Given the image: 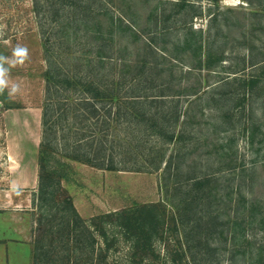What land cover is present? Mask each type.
Wrapping results in <instances>:
<instances>
[{
	"label": "rangeland",
	"instance_id": "obj_1",
	"mask_svg": "<svg viewBox=\"0 0 264 264\" xmlns=\"http://www.w3.org/2000/svg\"><path fill=\"white\" fill-rule=\"evenodd\" d=\"M121 9L134 15L137 28L147 25L150 11L157 9L160 24L174 27L172 33L158 38L160 45H175L187 24L192 23L194 28L203 29L208 45L209 41L216 40L214 48L219 45L225 49L223 64L215 63L211 69L201 66L198 56L189 49L176 51L175 58L173 54L167 57L158 54L150 59L156 58L169 67L162 75L173 79L178 93L187 94L180 96V104L182 109L188 107L187 129L196 137L194 145L199 144L194 148V156L201 165L199 169L215 172L223 189L241 183L259 208L257 218L251 224L247 220L239 231L233 223L231 229L225 228L223 223L227 217L232 219L236 214L232 210L234 205L227 203L228 198L217 201L213 204L211 222L201 233L204 245L189 247L184 236L187 229L175 206L165 197L161 170L105 169L56 154L51 161L59 164L63 174L58 201H64L66 194L72 198L83 222L95 233L97 249L91 256L87 238L83 242L86 247L78 246L74 251L70 245L73 252L69 259L65 258L67 247L58 232H54L61 224L55 220L45 230L43 240L47 244L40 248L44 250L41 261L45 262L41 264H99V250L106 255L102 264H251L260 245L264 248V227L260 222L264 215V123L254 143L244 127L250 124L251 116L264 122V79L253 92L251 102L246 98L244 104L238 105L243 89L241 81L235 78L264 75V0H253V4L241 0L236 7H226L222 0H0V24L7 26L0 39V54L10 56L13 48L22 45L28 48L30 57L25 65L13 68L10 73L21 91L12 97L7 92L0 95V264H35L38 245L43 242L38 239L42 210L35 201L46 88L44 42L51 47L53 56L61 61L78 62L80 65L75 70L85 72L82 51H92L85 41H94V38L73 36L64 45L73 43L78 54H61L58 40L61 24L65 23L63 19L74 13H88L86 18L91 23V15L97 14L96 21L106 28L109 16L120 15ZM99 10L103 13L98 14ZM126 43L129 44L127 55L123 51ZM108 47L112 54L120 49L130 59L143 56L141 44L132 41L129 32L116 35ZM251 58L260 62L251 65ZM114 59L108 57L106 68L99 69L101 73L118 74L121 62ZM243 66L246 68L241 70ZM231 69L238 71L231 72ZM260 138L262 143L258 142ZM155 202L160 204L162 215L157 232L150 225L146 232H134L120 225L117 216L111 217L113 221L105 217L111 211ZM231 230L236 232L234 241Z\"/></svg>",
	"mask_w": 264,
	"mask_h": 264
},
{
	"label": "trees",
	"instance_id": "obj_2",
	"mask_svg": "<svg viewBox=\"0 0 264 264\" xmlns=\"http://www.w3.org/2000/svg\"><path fill=\"white\" fill-rule=\"evenodd\" d=\"M247 1L253 4V0ZM121 11L118 16H109L106 28H103L100 21H96L97 14L91 15V23L86 18L88 13H74L63 19L65 23L61 24L62 33L58 40L63 48L59 50L61 54H78L77 49L73 48V43L64 45V42H70L73 36L94 38V41H85L92 51H82L86 60L85 72L75 70L80 65L78 62L64 59L61 61L55 55L54 57L51 47L44 42L47 59L46 88L38 158V192L35 201L42 210L38 220L41 230L38 239L42 242L48 223L58 220L61 228L54 232H58L67 247L63 256L68 259L73 252L70 245L74 246L75 251L78 246L86 247L83 242L88 239L90 244L86 245L91 247L90 254L94 256V250L97 249L96 236L89 225L83 222V217L69 195L63 196L64 201H58L63 174L59 170V164L51 161L53 157L56 158V154L105 169L161 170V185L165 197L175 206L184 228L187 229L184 236L189 247L204 245L201 233L206 229V224L211 222V214L215 211L213 204L217 201L228 198L227 203L234 205L232 210L236 214L232 219L227 217L223 223L225 228L231 229L233 223L238 226L239 231L247 220V223H253L259 211L257 204L252 202L254 200L247 195L241 183L230 189H223L217 182L219 178L215 172L199 169L200 161L194 156V148L199 144L194 145L196 137L190 135L187 129L190 124L188 107L182 109L180 104V96L187 94L178 93L180 91L174 89L173 79L162 75L169 67L163 66L156 58L150 59L158 54L167 57L176 54V51L185 52L189 49L198 56L201 66L211 69L215 63L223 64L226 59L225 49L219 48V45L214 48L216 40L209 41L208 45L203 37V29L194 28L192 23L187 24L175 45H160L158 38L172 33L174 27L166 23L160 24L157 9L150 11L149 25L140 28L134 23V15L124 9ZM102 13V10L98 11V14ZM127 32L132 41L141 44V58L130 59L125 56L129 51L128 43L123 46V51L127 52L125 55L120 49L118 53L114 52L116 56L108 51V46L110 42L113 43L116 35ZM165 41L167 43V40ZM108 57H115L114 60L121 62L118 74L112 76V72L101 73L100 70L106 68ZM173 57L175 58L174 54ZM258 62L251 58V65ZM245 68L246 66H243L241 70ZM235 79L241 81L240 87L243 89V97L239 100L240 103L238 102V105H241L246 98L251 102L253 92L261 79H264V75H244ZM254 108L253 105L250 106L252 112ZM225 116L228 118L229 115L225 113ZM263 123L251 116L250 124H245L244 130L248 132L252 143L255 142V136L262 132ZM258 142L262 143L263 139L260 138ZM191 156L193 158L189 161ZM247 201L249 203H246ZM159 205L155 202L142 204L138 208L126 207L120 211L105 213V217L111 219L114 215L117 216L120 225L134 232H146L150 227L157 232L156 227L162 216ZM208 214L209 218L205 219ZM260 222L264 227V215L260 217ZM103 228L101 230L105 233ZM231 236L234 241L236 232L232 231ZM45 244L47 243L43 240L38 245L35 264L45 262L40 258V255L44 254V250L40 251V248ZM98 253L99 264H102L101 260H104L106 255L101 250ZM251 264H264L262 245L258 249L256 260Z\"/></svg>",
	"mask_w": 264,
	"mask_h": 264
},
{
	"label": "clouds",
	"instance_id": "obj_3",
	"mask_svg": "<svg viewBox=\"0 0 264 264\" xmlns=\"http://www.w3.org/2000/svg\"><path fill=\"white\" fill-rule=\"evenodd\" d=\"M226 7H236L241 3V0H222ZM6 25L0 24V39L5 35ZM5 44L7 40L3 41ZM29 50L27 47L17 45L12 49L11 55L0 54V95L7 92L9 97L18 94L21 91V86L11 80L10 73L13 68L22 67L29 60Z\"/></svg>",
	"mask_w": 264,
	"mask_h": 264
},
{
	"label": "crops",
	"instance_id": "obj_4",
	"mask_svg": "<svg viewBox=\"0 0 264 264\" xmlns=\"http://www.w3.org/2000/svg\"><path fill=\"white\" fill-rule=\"evenodd\" d=\"M26 180H28V178H26Z\"/></svg>",
	"mask_w": 264,
	"mask_h": 264
}]
</instances>
